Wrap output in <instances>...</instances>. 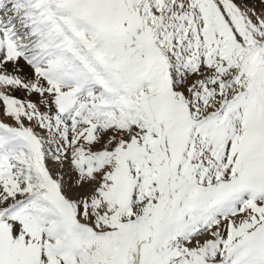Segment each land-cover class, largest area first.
Wrapping results in <instances>:
<instances>
[{
    "label": "snow or ice",
    "instance_id": "obj_1",
    "mask_svg": "<svg viewBox=\"0 0 264 264\" xmlns=\"http://www.w3.org/2000/svg\"><path fill=\"white\" fill-rule=\"evenodd\" d=\"M0 264H264V0H0Z\"/></svg>",
    "mask_w": 264,
    "mask_h": 264
}]
</instances>
